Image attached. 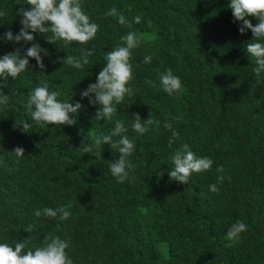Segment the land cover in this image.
<instances>
[{"label": "trees", "instance_id": "1", "mask_svg": "<svg viewBox=\"0 0 264 264\" xmlns=\"http://www.w3.org/2000/svg\"><path fill=\"white\" fill-rule=\"evenodd\" d=\"M22 2L0 0V11L6 13L0 34L20 30ZM229 2L81 0L84 12L99 25L88 44L49 43L47 34H34L48 51L42 53L45 69L29 58L28 69L3 88L10 100L0 110V243L14 247L24 241L25 251L34 250L52 233L68 242L66 253L74 264H264V73L252 72L254 60L244 47L252 33L239 32ZM112 7L130 22L140 15L141 23L133 22L131 29L120 25L104 15ZM130 30L143 35L130 61L134 78L127 86L135 95L117 105L114 120L129 126L122 135L135 141L128 157L135 167L128 169V180L118 183L108 165L119 153L110 145L101 147L100 157L82 152L85 144L108 134L114 122L94 120L98 106L80 93L95 82L105 53ZM27 46L0 39V56ZM85 48L94 54L82 69L57 61ZM146 55L151 63L143 62ZM168 68L182 82L172 96L160 84V73ZM45 78L59 100L81 102L72 114L74 125H38L26 112L28 91ZM137 112L142 119L151 112L160 120L159 132L134 133L130 124ZM20 120L31 124L29 133L13 128ZM164 121L179 132L171 145ZM183 143L213 160L210 170L193 173L188 184L170 181L168 175L170 156ZM16 146L25 149L19 164L9 153ZM212 184L218 193L210 190ZM61 206H70L66 220L34 215L37 208ZM237 221L248 227L229 246L226 232ZM29 225L31 232L25 230Z\"/></svg>", "mask_w": 264, "mask_h": 264}, {"label": "clouds", "instance_id": "2", "mask_svg": "<svg viewBox=\"0 0 264 264\" xmlns=\"http://www.w3.org/2000/svg\"><path fill=\"white\" fill-rule=\"evenodd\" d=\"M22 6L17 10V15L21 17V28L17 33L11 30L0 34V39H6L15 44L23 42L27 47H17L14 50L0 56V110L9 104L10 97L3 92V88L8 86L9 79L15 80L21 72L28 69L29 58L34 59L40 69H45L43 56L48 54L47 49L43 48L35 41V33L45 35L47 42L56 43L62 40L65 45L73 42L88 44L97 34L99 25L93 22L84 12L81 0H23ZM232 11L233 22L239 23V32L245 33L251 30V42L244 45L248 57L253 58L254 67L252 72L260 77L264 73V0H230L227 5ZM6 13L0 11V18ZM105 16H112L117 19L120 25L132 28V23L140 24L142 17L136 15L130 22L123 12H118L115 7L110 8ZM248 17H254L258 22L254 25ZM149 27L152 26L150 20L146 21ZM51 33V35H49ZM143 42V35L134 30L128 31L120 37L119 43L105 53L106 63L96 75L95 82L89 83L81 91L82 98L86 97L90 105L96 107L94 120L113 121L114 127L108 134H100L93 143L85 144L82 148L84 154L95 157L102 156L101 147L105 144L110 145L111 150L118 152L119 156L113 159L108 168L118 183H123L129 179L128 169H133L134 164L128 159L136 148L135 141L128 135L129 126L125 122L114 117L117 113V105L121 104L125 96L135 95L132 87L127 86L133 80L132 50L139 47ZM94 54V49H81L79 55H65L57 57L61 65H67L75 69H82L89 64V57ZM152 56L146 55L144 63H151ZM145 83L151 85L152 81L146 80ZM160 84L163 91L169 96L178 94L182 88L179 76L175 75L171 68L160 73ZM59 92L49 90L48 80L41 79L39 84L28 91L25 109L31 120L36 124L47 125H74L76 119L72 114L78 113L82 108L80 101L74 104L68 101L62 102L57 97ZM178 119V118H177ZM31 124L27 120L13 122V128H19L25 133H29ZM130 127L134 133L144 135L150 128L159 132L161 121L155 119L151 112L146 119L141 115L133 113V120ZM163 128L170 130L172 135L169 144L174 143L179 138V132L172 128V124L164 121ZM118 137V139H114ZM15 158L17 164L25 154L22 146H16L9 152ZM172 164L168 172L170 181L188 184L189 178L193 173H202L211 169L213 160L208 156H198L187 143L181 144L170 156ZM216 171L222 172L223 166H218ZM162 176L163 172H158ZM219 183H223L224 177L218 176ZM210 190L218 193L220 191L216 184L209 186ZM70 206L57 208L44 207L34 211L36 217H59L66 220L70 216L67 210ZM247 225L243 221L231 224L226 232V238L230 245L238 243L240 234L247 230ZM34 229L29 225L25 230L31 232ZM68 242L61 239L58 235L46 233L41 246L34 250L26 249V242L21 241L14 244L0 243V264H74L73 260L66 253Z\"/></svg>", "mask_w": 264, "mask_h": 264}]
</instances>
